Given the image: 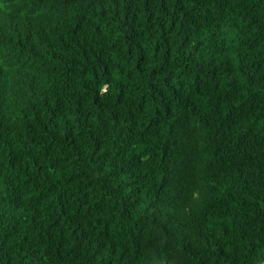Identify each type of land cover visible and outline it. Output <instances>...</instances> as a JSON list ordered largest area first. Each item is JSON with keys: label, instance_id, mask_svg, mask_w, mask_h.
<instances>
[{"label": "trees", "instance_id": "16d2710c", "mask_svg": "<svg viewBox=\"0 0 264 264\" xmlns=\"http://www.w3.org/2000/svg\"><path fill=\"white\" fill-rule=\"evenodd\" d=\"M0 264H264V0H0Z\"/></svg>", "mask_w": 264, "mask_h": 264}]
</instances>
